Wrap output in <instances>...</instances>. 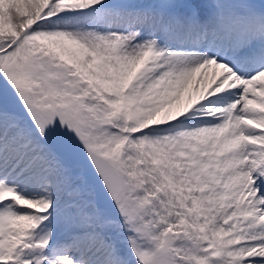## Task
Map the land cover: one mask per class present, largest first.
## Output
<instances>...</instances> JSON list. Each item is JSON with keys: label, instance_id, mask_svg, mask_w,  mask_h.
Wrapping results in <instances>:
<instances>
[{"label": "snow or ice", "instance_id": "obj_1", "mask_svg": "<svg viewBox=\"0 0 264 264\" xmlns=\"http://www.w3.org/2000/svg\"><path fill=\"white\" fill-rule=\"evenodd\" d=\"M0 264H264V0H0Z\"/></svg>", "mask_w": 264, "mask_h": 264}]
</instances>
